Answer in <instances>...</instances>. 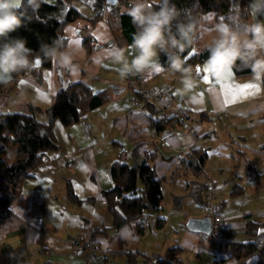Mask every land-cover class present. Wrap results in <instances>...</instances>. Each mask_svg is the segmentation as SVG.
Wrapping results in <instances>:
<instances>
[{"label": "crops", "instance_id": "crops-1", "mask_svg": "<svg viewBox=\"0 0 264 264\" xmlns=\"http://www.w3.org/2000/svg\"><path fill=\"white\" fill-rule=\"evenodd\" d=\"M103 2L105 15L95 23L89 17L93 14L91 8L77 2L88 17L64 27L67 36L64 48L78 50L73 59L75 69L64 68L52 59V65L42 69V83L32 74H25L18 80V90L12 91L5 100L0 99V109L4 111H17L27 100L47 107L58 89L59 68L71 80L82 79L93 90L105 89L109 95L108 101L90 110L78 122L64 125L59 119L55 121L59 149L43 152V161L22 181L19 193L10 204V213L3 215L4 209L0 206V264H89L87 251H72L73 242L84 230L97 244L93 260L94 256L101 255L108 264H149L147 259L161 264L151 256H162L171 246L181 247L179 257L183 264H259L262 256L264 261V244H261L260 259L254 254L237 257L228 244L257 241L264 235V83L252 82L251 74L237 76L234 68L230 70L231 75L227 73L217 79L203 71L207 59L200 64L201 71L193 69L192 75L198 82L194 93L178 91L182 88L180 74L168 71L160 58L144 74L122 79L111 53L126 49L125 55L131 60L132 50L117 44L107 21L109 11L120 0ZM221 18L218 10L202 13V28L196 34L191 53L204 48L208 33ZM258 19L264 20V16ZM87 33L91 35L90 54L83 42ZM99 43L104 45H95ZM249 83L257 85L259 90L241 92L235 87ZM112 84L122 86L123 90L113 91ZM153 85L167 91L174 102L189 110L187 127L175 123L170 125L169 132L156 131L150 125L148 108H132L131 97H139L135 89ZM229 85L233 86L231 91ZM37 117L43 121L48 119L44 112H39ZM206 122L216 127L207 130ZM205 133L209 134L194 141V134ZM218 133L222 134L225 148L211 155L210 140ZM136 145L140 146L142 155L150 158L157 177L161 178L163 208L155 217L165 219V224L155 227L154 218L146 213L113 229V216L104 191L114 185L113 164L131 163ZM197 145L207 147L209 153L200 175L180 160ZM123 147L130 151L120 157ZM68 182L78 201L69 198ZM236 184L243 190L231 194ZM166 191L174 196L170 205L165 200ZM210 201L220 206L224 216V227L217 238H211L210 232L191 230L187 226L189 218L207 216L205 207ZM247 215L261 222L256 235L245 232ZM96 228L107 230L94 232Z\"/></svg>", "mask_w": 264, "mask_h": 264}, {"label": "trees", "instance_id": "trees-1", "mask_svg": "<svg viewBox=\"0 0 264 264\" xmlns=\"http://www.w3.org/2000/svg\"><path fill=\"white\" fill-rule=\"evenodd\" d=\"M250 0H170V3L182 11L184 15H191L199 19L203 12L218 10L227 21L230 15L240 13L242 19L247 21L248 6ZM77 2L88 5L93 14L92 22L104 17L105 6L103 0H55L49 2L41 0L36 11L26 9L22 26L10 34L11 37L23 38L27 47L31 50V66L27 70L12 74L8 78L0 79V99L5 100L12 91L18 90V80L25 74H32L38 82L42 83V69L52 65V59L46 57L41 46L52 44L59 40L65 47L67 36L64 31L66 24L88 17L82 12ZM128 0H120L107 15V21L111 27L114 38L121 48H125L132 42V36L136 31L130 18L125 13ZM22 10L23 7H22ZM158 10V9H157ZM91 35L87 33L83 40L88 54L92 51L90 44ZM193 45L187 47L182 53L186 66L195 69L208 59V52L204 48L191 53ZM163 64L167 65V57L160 55ZM39 61V64H37ZM237 76L250 75V69L237 63L234 68ZM58 89L51 103L47 107L34 104L31 101L22 102V108L17 111H4L0 109V206L4 209L3 215L10 213V204L19 193L20 185L24 178L29 176L32 169L43 161V152L47 149H59L60 142L56 135L54 124L57 119L64 125H71L84 119L87 113L109 100L105 89L93 90L92 86L84 81H73L68 73L61 68L57 70ZM135 92L141 98L140 91ZM150 125L159 132H169L170 125L178 123L173 116H159L156 105L149 101ZM39 112H44L48 119L40 120ZM190 114V113H189ZM204 117L207 115L201 114ZM209 133L194 134V141L204 138ZM208 149L202 145L194 146L180 160L190 168L194 174L204 172L208 158ZM114 185L105 190L104 194L109 211L113 216L112 228L116 229L122 223L150 214L154 218L155 227H162L165 219L155 217L163 208L164 194L161 187V178L157 177L152 161L147 155H142L139 145L132 149V162L116 161L111 168ZM68 196L73 200H79L74 194L70 182H68ZM243 187L236 184L231 189V194H239ZM261 222L247 215L244 223L245 232L248 235H256ZM106 228H96V231L105 232ZM143 230V226H139ZM41 240V238H40ZM234 255L237 257L257 255L261 258L264 235L257 241H230L228 243ZM180 246L169 247L165 254H157L151 257L161 264H183L179 257ZM150 260V259H149ZM147 259V262L149 261ZM28 264V263H24ZM93 264H108L106 258L94 256Z\"/></svg>", "mask_w": 264, "mask_h": 264}, {"label": "clouds", "instance_id": "clouds-1", "mask_svg": "<svg viewBox=\"0 0 264 264\" xmlns=\"http://www.w3.org/2000/svg\"><path fill=\"white\" fill-rule=\"evenodd\" d=\"M41 0H0V79L27 70L31 66V50L23 38H13L23 23L25 11H36ZM22 7L24 10H22ZM158 9V10H157ZM126 15L136 31L128 48L132 59L125 55L126 49L111 53L114 64L119 65V76L127 78L138 74L159 62L161 54L167 57L168 71L180 74L181 94L194 93L198 82L192 75L193 69L186 66L182 57L185 49L194 44L196 34L202 28L199 19L184 15L170 0H128ZM247 21L239 12L230 15L225 22L217 23L209 39L204 43L208 59L203 67L217 79L235 67L237 63L250 69L251 81L264 83V0H252L248 6ZM43 54L56 60L68 69H75L73 59L78 50L65 49L62 42L41 46ZM191 99V97H190Z\"/></svg>", "mask_w": 264, "mask_h": 264}, {"label": "built area", "instance_id": "built-area-1", "mask_svg": "<svg viewBox=\"0 0 264 264\" xmlns=\"http://www.w3.org/2000/svg\"><path fill=\"white\" fill-rule=\"evenodd\" d=\"M96 46H103V43L95 44ZM146 72V69L138 73L142 75ZM141 98L133 96L130 99V105L134 109L148 108L147 103L153 102L157 109L159 116H173L177 120L178 124L182 127H187L190 123L189 110L174 102L167 93V91L161 89L157 85L144 86L140 88ZM128 147H123L120 153V157H124L129 153ZM205 214L211 219V230L208 234L211 238H217L221 229L224 227V216L222 214L219 205L214 204L212 201L208 202L205 207ZM1 224V214H0ZM97 247L96 242L90 238L88 231L84 230L72 244V251L77 253L79 251H87L86 262L93 263V251ZM149 264H155L154 260H149Z\"/></svg>", "mask_w": 264, "mask_h": 264}, {"label": "rangeland", "instance_id": "rangeland-1", "mask_svg": "<svg viewBox=\"0 0 264 264\" xmlns=\"http://www.w3.org/2000/svg\"><path fill=\"white\" fill-rule=\"evenodd\" d=\"M126 90L127 91H131L129 88H126ZM206 123H208V122H206ZM212 127H216V126L213 125V123L206 124L207 130H209V129L211 130ZM210 146H211V148H210L211 155L217 154V152L222 151L223 148H225V144L223 142L222 134L221 133H218L217 135H214V138H212L210 140ZM127 162H129V161H127ZM213 164H214V162H213V160L211 158V160H210V166L212 167ZM173 197L174 196H172V194L167 193V191H166V199L165 200H167L168 205H170V203H172ZM262 258H263V256H262ZM262 258H261V261L259 262V264H264V261H263Z\"/></svg>", "mask_w": 264, "mask_h": 264}, {"label": "water", "instance_id": "water-1", "mask_svg": "<svg viewBox=\"0 0 264 264\" xmlns=\"http://www.w3.org/2000/svg\"><path fill=\"white\" fill-rule=\"evenodd\" d=\"M200 67V66H199ZM197 67V68H199ZM113 91L118 92L123 90V87L117 85V84H112L111 85ZM187 226L191 230H196L200 232H210L211 230V219L209 216H202V217H191L187 221Z\"/></svg>", "mask_w": 264, "mask_h": 264}, {"label": "snow or ice", "instance_id": "snow-or-ice-1", "mask_svg": "<svg viewBox=\"0 0 264 264\" xmlns=\"http://www.w3.org/2000/svg\"><path fill=\"white\" fill-rule=\"evenodd\" d=\"M112 2H115V0H112ZM74 43L76 45H78L79 44V41H75ZM37 64H39V61H37ZM156 71H160V68H156ZM197 71L199 72V71H201V69L200 68H197ZM203 71L209 73V70L207 68H204ZM229 75H231V71H229ZM204 79H205V81H207L208 80V77L205 76ZM21 83H23V81ZM235 87H238L241 92H245L248 89H253V88H256L257 91L259 90L257 85L250 84V83L249 84H244V85H237ZM228 88L231 91L233 89V86L229 85Z\"/></svg>", "mask_w": 264, "mask_h": 264}, {"label": "bare ground", "instance_id": "bare-ground-1", "mask_svg": "<svg viewBox=\"0 0 264 264\" xmlns=\"http://www.w3.org/2000/svg\"><path fill=\"white\" fill-rule=\"evenodd\" d=\"M262 255H263V252H262Z\"/></svg>", "mask_w": 264, "mask_h": 264}]
</instances>
